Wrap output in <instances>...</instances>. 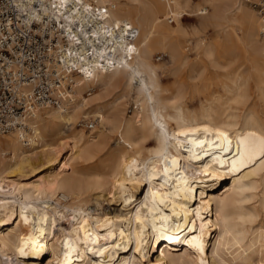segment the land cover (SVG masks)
Masks as SVG:
<instances>
[{"label": "bare ground", "instance_id": "1", "mask_svg": "<svg viewBox=\"0 0 264 264\" xmlns=\"http://www.w3.org/2000/svg\"><path fill=\"white\" fill-rule=\"evenodd\" d=\"M44 1V15L70 45L77 39L94 52L78 59L69 103L41 110L26 129L0 137V264H234L239 258L249 264L264 248V228L253 226L264 215V35L257 12L241 0H204L195 10L201 25L209 19L215 26L209 43L199 39L215 69L231 66L239 51L252 55L260 109L250 107L233 69L223 93L211 92L192 108L178 103V86L161 84L153 61L159 52L173 66L185 65L183 0ZM123 23L138 32L130 61L116 29ZM113 90L119 95L93 112L115 133L105 152L103 140L66 134L77 110L94 101L84 92L103 100ZM125 92L134 93L136 108L119 120L116 105ZM67 146L80 164L104 152L101 171L86 175L72 168L71 158L61 161ZM42 167L53 172L22 182ZM259 187L258 207L252 193Z\"/></svg>", "mask_w": 264, "mask_h": 264}, {"label": "built area", "instance_id": "2", "mask_svg": "<svg viewBox=\"0 0 264 264\" xmlns=\"http://www.w3.org/2000/svg\"><path fill=\"white\" fill-rule=\"evenodd\" d=\"M242 1L261 18L264 35V0ZM46 6L44 0H0V136L26 129V122L41 110L69 103L74 78L81 71L78 59L93 55L92 48L77 39L70 45L56 23L44 15ZM116 29L130 61L138 32L127 23ZM162 58L156 56V61ZM78 126L91 131L95 123L82 119Z\"/></svg>", "mask_w": 264, "mask_h": 264}, {"label": "rangeland", "instance_id": "3", "mask_svg": "<svg viewBox=\"0 0 264 264\" xmlns=\"http://www.w3.org/2000/svg\"><path fill=\"white\" fill-rule=\"evenodd\" d=\"M203 1L204 0H183V3H182L183 9H184L182 11V14L184 16L182 17V21H181V28L184 32V35L180 36V41L182 42L185 48L183 52V59L185 58L184 59L185 65L173 66L170 62V59L159 52H156V55L153 56V61L159 67V76L161 79L160 80L161 84L167 88L178 86L177 88H179L180 92L183 95L182 101H179L178 103H180L182 107L185 106V104L191 107L193 104L192 108H197L198 107L197 103L200 100L204 102L206 98L209 99L211 92L216 91L217 93H223L221 84L228 81L226 74L227 72L233 69L235 70V73H237V75L240 78V81H239L240 84H243L242 86L246 89L247 96H250L249 101H248L250 102V107L252 109L255 108L259 110L260 108L257 105L258 102H257V97H256V92H255V87H256L255 82L257 80L256 78L257 73L250 68L251 64L249 61V59L252 58V55L245 54L243 56L242 51H239L235 62L231 66H228L225 69L218 70L212 66V61H211L212 56L207 54L206 50L200 47L199 39H206L205 40L206 43H209V41L216 35V29H215V26L211 23V20L206 19L207 25H201L198 21V15H196L195 10L196 8L204 4ZM186 2L187 4H185ZM241 3L242 5L246 6L250 10L255 11L249 5L243 3L242 0H241ZM230 7H232V2L231 1L226 2L223 8L224 12L227 13ZM206 11H209L208 15H206V16H209L211 12V8L209 6H206ZM174 23H175L174 21L171 22V19H168L165 25H167L169 30H173L175 27ZM236 33L239 36H241L240 30H238L237 28H236ZM156 56H163V58L162 60L156 61ZM218 81H221V83ZM116 90L110 91L109 93H105L103 100L97 99L98 97L97 98L91 97L90 94L92 92L89 94V96H86L83 93V97L85 99L93 98L94 101L92 103L88 101L84 106L80 107L79 110H77L79 112V115H78L77 120L75 121V125L73 126L72 131H67L66 134L73 135L81 131L85 135L86 142L90 143L92 140H97V141L103 140L104 145H105V150H104L105 152L116 140L115 133L114 132L112 133V131L110 132L108 131V129H105V127H107L105 121L103 122V126H101L98 123V121L95 120V118L93 117V112L99 106H105V105L110 104L114 100V98L119 95L117 94L118 91ZM197 100L199 101L197 102ZM135 101L136 99H135L134 93L128 94L127 92H125L123 99L117 102V105H116L117 109L119 110L117 113L119 115V120L122 117L124 119H127L128 116L133 114L134 112L133 105H135ZM81 102L82 101H80L78 104H80ZM91 105H92V108L85 110V108ZM82 119H85L87 121H93L95 123V127L91 131H88L81 126H78V123ZM148 145L152 146V142H149ZM33 148L34 147L32 146V149ZM5 150L8 151L6 147H5ZM22 150L24 152H29L28 147L27 148L22 147ZM104 152L98 155V156H102L100 159H98V156H96L93 160L91 161L89 160L87 163L80 164L76 159L74 158L72 159V157L70 156V149L67 146L66 149L62 151V157L60 158V160L62 161L65 158L66 159L71 158L72 160L70 159L69 162L73 169H77V170L79 169L80 171H83L86 175L93 174V173H97L101 171V166H99L98 164H99V160H103V158L105 157L103 155L105 154ZM9 157L10 155L5 156L4 158L7 159ZM52 172L53 170L51 171L50 168L42 167L38 171H36L34 174L26 175L25 177H23L22 182L25 181L26 183H30V182L36 183L39 181L38 178H42ZM67 174L65 176H67ZM81 179H82L81 188L84 189L85 183L87 182L88 178L86 176H83ZM252 194H253L252 202L254 203V205L259 207L261 204L260 202L261 201V188L259 187ZM54 202H58V200L56 199ZM92 206L95 207L93 203H92ZM105 207L106 205H104V208ZM258 215H259L258 216L259 218H257L258 222L256 221L253 226L255 228H259V227L264 228V215L259 214V213ZM260 252L261 254L256 255L249 264H264V248L261 249ZM155 254H158V252ZM233 263L234 264H244V261L242 260V258H239L237 260H234Z\"/></svg>", "mask_w": 264, "mask_h": 264}]
</instances>
